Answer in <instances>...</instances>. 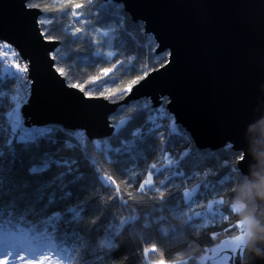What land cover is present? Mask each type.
<instances>
[{
    "label": "trees",
    "instance_id": "trees-1",
    "mask_svg": "<svg viewBox=\"0 0 264 264\" xmlns=\"http://www.w3.org/2000/svg\"><path fill=\"white\" fill-rule=\"evenodd\" d=\"M100 2L101 0H30L29 6L42 10L39 22L52 20L51 24L40 23V27L48 39L60 42L52 56L55 57L57 69H64L68 83L84 85L83 91L86 94L91 91V96L120 102L129 92L109 94L107 89H123L132 80H137L132 88L151 71L165 65L169 60V51L157 52L158 42L155 37L146 31L144 22L133 20L122 3L114 1L123 5V28L117 20H112L107 25L100 23L99 17L103 15L99 10ZM75 4L84 5L83 9H76L87 16L83 25L76 22L71 15L72 6ZM113 27L116 28L115 33L111 32ZM45 28L48 29L47 32ZM76 28H82V33H76ZM97 29L110 31V35L124 41L123 46H105L106 38L100 36ZM77 36L80 38L77 39ZM89 38L92 44L89 43ZM117 42L112 40L108 43L115 45ZM0 44L4 43L0 41ZM11 49L15 50L14 47ZM94 51H115L119 55L106 57L110 62L105 63L91 57ZM3 57L0 49V58ZM119 61H123V65H119ZM113 64L118 65L114 73L109 74L115 75L114 83H106L104 89L99 88L98 84L89 83L92 77L100 74L101 69L112 68ZM5 65L0 64V70ZM104 80L108 78L105 77ZM19 86V81L14 82L6 76L0 83V90L5 93L0 98V121L6 120V113L12 107L10 98L14 89ZM167 103L168 99L163 98L161 106L171 119L165 118L161 122L165 125L158 133L161 138L152 140L150 143L153 148L145 147L143 157L135 161L130 160L127 155L118 157L107 149L118 146L121 139L127 138L132 130L143 128L150 118L143 105L150 104L152 109L161 107H155L150 98L132 101L119 107L111 115V123L115 128L120 126L121 120L126 124L119 134L113 133L109 138L90 139L82 130H69L56 124L46 125L63 129V132L56 135L57 144L49 147L53 151L59 149L61 156H75L81 171L91 177L88 189L79 193V203L84 205L80 231L83 240L73 253L74 259L67 261V264H196L208 250L200 245L201 239L211 236L217 242L237 234L239 218L232 212L231 203L235 184L241 179L239 156L243 152L235 150L231 144H228L231 147L227 149L226 146L218 150L199 148L185 128L176 124L174 115L167 109ZM173 122L181 135L169 139V129L166 126ZM73 132L81 134L90 159L84 158L79 146L73 149L66 147V142L75 144L74 139L67 135ZM4 136L5 133H0V144L3 143ZM92 141L99 142V149ZM185 152H188V156L180 160ZM165 156L179 161V168L164 170L157 175L152 165L163 168ZM92 160L95 161L94 165ZM233 168L236 169L235 172ZM173 170L182 171L184 176L169 179ZM55 171L53 168L46 175ZM149 172H152L153 184L140 191L139 185ZM107 176H111L113 181L105 183L99 179ZM164 181L167 183L161 187ZM197 185L199 188L192 202L186 201L183 192H191ZM117 186L120 188L119 195L116 193ZM160 192L164 195L160 196ZM221 199L223 204L214 203ZM210 202H213L212 212L217 213L216 215L208 212L207 205ZM197 213L200 215L196 216ZM190 217L193 218L190 220ZM119 229H123L122 236L116 237ZM102 233L116 239L119 246L111 249L97 247L96 238ZM153 248L155 251L145 253V249Z\"/></svg>",
    "mask_w": 264,
    "mask_h": 264
},
{
    "label": "water",
    "instance_id": "water-1",
    "mask_svg": "<svg viewBox=\"0 0 264 264\" xmlns=\"http://www.w3.org/2000/svg\"><path fill=\"white\" fill-rule=\"evenodd\" d=\"M114 1L135 22L145 23L158 53L169 51L168 62L120 102L68 86L52 56L60 42L48 39L40 27L42 10L26 7V0H0V41L30 66L32 92L20 110L25 126L56 124L104 139L115 131L110 117L119 107L143 98L159 107L167 98L176 124L199 148L231 144L243 152L239 167L247 174L254 163L249 144L264 149L257 143L264 139L259 127L249 132L264 118V0ZM252 264H264V259L257 257Z\"/></svg>",
    "mask_w": 264,
    "mask_h": 264
},
{
    "label": "snow or ice",
    "instance_id": "snow-or-ice-1",
    "mask_svg": "<svg viewBox=\"0 0 264 264\" xmlns=\"http://www.w3.org/2000/svg\"><path fill=\"white\" fill-rule=\"evenodd\" d=\"M30 0H26L25 6L28 7ZM84 5L75 4L72 6L71 15L73 19L85 24L87 16L84 12H77L76 9H83ZM99 10L103 13L99 17L100 23L107 25L112 20L120 22V27L123 28L124 17L123 5L117 4L114 0H101ZM84 17V19H80ZM41 24H51L52 20H41ZM92 27H95L92 25ZM48 29L45 28V32ZM76 33H82V28H76ZM100 36L106 38L105 46L122 47L124 41L117 36L110 35L108 30H99ZM111 32L115 33L116 28H111ZM80 37L77 36V39ZM88 38V37H86ZM116 40L115 45L108 42ZM89 43L92 44L89 38ZM0 49L5 52H10L12 56H17L15 51L7 44H0ZM119 54L115 51H94L91 57L97 60H103L105 63L110 62L107 58L116 57ZM55 59V57H54ZM83 59V57H82ZM5 60L8 63L0 70V83L3 82L5 76L8 79L15 81H25L24 73L27 72V65H20L10 57L0 58V64H4ZM123 65V61L118 62ZM117 64H113L112 68H104L100 70V74L92 77L89 83L99 86L104 89L108 82H115L114 73ZM57 71L61 76H66L63 68H58ZM107 77L108 80H104ZM142 78V77H141ZM139 79V78H138ZM99 82V83H98ZM137 80H132L126 88L123 89H107L109 94L113 92L127 93L131 91V86ZM70 87H77L83 90L84 85L70 84ZM91 91L87 95L91 96ZM103 94V93H102ZM30 95V88L27 82L22 86L14 89V94L10 101L12 107L6 113V120L0 121V133H5L3 143L0 144V264H57L59 261H72L73 253L76 252L77 246L81 244L83 237L80 236L82 210L84 205L79 203V193L86 191L91 181V177L86 176L77 164L75 156H61L59 149L55 151L52 147L57 144L56 135L63 132V129L51 126H25L24 118L20 108L27 103V98ZM5 93L0 90V98H3ZM149 112V119L143 128H136L128 133L127 138L121 139V142L116 147H109L110 151L116 156L127 155L130 160L135 161L142 158L145 147L153 148L152 140H158L161 137L158 135L159 130L165 127L161 122L168 117L166 111L161 106L157 109H152L150 104L142 106ZM124 120L120 121V126L115 128L114 135L121 132L125 126ZM168 137L180 136L181 133L175 123L167 125ZM72 137L74 143L66 142L68 149H73L79 146L82 155L85 159H90L88 156L81 134L73 132L67 134ZM99 149V142L92 141ZM108 143V141H104ZM231 145H226V149ZM188 156V152L183 153L180 160ZM241 156V155H240ZM239 156V157H240ZM241 157L239 160H243ZM119 163V161H117ZM92 164L95 161L92 160ZM55 168L56 171L51 175H46ZM179 161H173L167 156L164 158L163 168H158L156 164L152 165V169L159 175L162 171L168 169H178ZM236 169L233 168V172ZM177 176L183 177L182 171L173 170L169 179H175ZM105 183L113 181L111 176L99 177ZM167 181L161 183V187ZM153 184L152 172L147 174V178L139 185L140 191H143L146 186ZM195 189L184 191L183 197L186 201L192 202L195 195ZM159 191L158 189H153ZM116 193L119 195L120 188L116 187ZM160 192V196H163ZM214 203L223 204L224 201L217 200ZM208 212L213 213V202L207 205ZM233 212V209L231 207ZM234 213V212H233ZM200 214L197 213L196 216ZM193 217H190L191 220ZM123 223V222H122ZM147 227V225H145ZM237 234L232 235L229 239L224 240L219 245L220 253H223L221 261L216 264H228L229 260L233 262L237 254L243 255L245 249V229L243 224H237ZM111 247V245H109ZM153 249H145L147 254ZM231 253L229 256L228 253Z\"/></svg>",
    "mask_w": 264,
    "mask_h": 264
},
{
    "label": "clouds",
    "instance_id": "clouds-1",
    "mask_svg": "<svg viewBox=\"0 0 264 264\" xmlns=\"http://www.w3.org/2000/svg\"><path fill=\"white\" fill-rule=\"evenodd\" d=\"M259 127L261 137L264 138V118L257 125H250L249 132ZM257 143L264 144V139ZM249 153L254 163L249 165L247 174L241 173V179L234 187L231 207L238 216V223L245 229V249L240 257L241 264H252L257 257L264 259V149L257 151L249 144ZM243 157V154L239 159ZM123 229L116 232L121 237ZM95 244L101 249L118 247L116 239L106 234L97 236ZM111 245V247H109Z\"/></svg>",
    "mask_w": 264,
    "mask_h": 264
},
{
    "label": "rangeland",
    "instance_id": "rangeland-1",
    "mask_svg": "<svg viewBox=\"0 0 264 264\" xmlns=\"http://www.w3.org/2000/svg\"><path fill=\"white\" fill-rule=\"evenodd\" d=\"M4 44L9 45L11 48L12 46L8 43L3 42ZM21 110V108H20ZM226 240V239H224ZM224 240H220V241H215L213 237L211 236H207L204 237L203 239H201L199 241L200 245L205 246L208 248V250L206 251V253L197 260L196 264H216V262L221 261L222 257H223V253H220L219 251V245L224 241ZM229 256L231 255V253H228ZM233 262V261H232ZM36 264H39V262L37 261ZM47 264V262H46ZM57 264H67V261H59L57 259ZM149 264H176V263H168V262H150ZM228 264H232L230 262V260L228 261ZM233 264H236V261L233 262Z\"/></svg>",
    "mask_w": 264,
    "mask_h": 264
},
{
    "label": "built area",
    "instance_id": "built-area-1",
    "mask_svg": "<svg viewBox=\"0 0 264 264\" xmlns=\"http://www.w3.org/2000/svg\"><path fill=\"white\" fill-rule=\"evenodd\" d=\"M1 51L3 52L4 57H5V56L10 57L12 60H14L16 63H19L20 65H27V72L24 73V76H25V81L27 82L28 87L30 88V94H31V92H32V86H31V84H32V80H31V78L28 77V76H29V72H30L28 68H30V66L28 65L27 61L24 60V59H22V58L18 55V52H17L16 50H14V51H15V53L17 54V56H12V54H11L10 52H5L4 49H1ZM7 63H8V61L5 60V64H7ZM25 81H19L20 86H22V85L25 83ZM29 97H30V95L28 96V98H29ZM28 98H27V101H28Z\"/></svg>",
    "mask_w": 264,
    "mask_h": 264
},
{
    "label": "crops",
    "instance_id": "crops-1",
    "mask_svg": "<svg viewBox=\"0 0 264 264\" xmlns=\"http://www.w3.org/2000/svg\"><path fill=\"white\" fill-rule=\"evenodd\" d=\"M244 252V251H243Z\"/></svg>",
    "mask_w": 264,
    "mask_h": 264
}]
</instances>
